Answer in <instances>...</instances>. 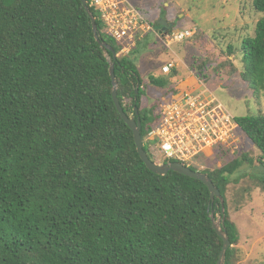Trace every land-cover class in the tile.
<instances>
[{"label":"trees","instance_id":"16d2710c","mask_svg":"<svg viewBox=\"0 0 264 264\" xmlns=\"http://www.w3.org/2000/svg\"><path fill=\"white\" fill-rule=\"evenodd\" d=\"M165 2L138 8L156 30L160 18L173 24L168 32L190 28L174 25L186 16L174 21L173 6ZM251 6L263 15L253 35L241 39L239 77L258 100L264 90V0H251ZM89 8L99 39L117 54L118 46ZM195 28V42L210 44L208 34ZM149 38L113 58L95 40L80 0H0V264H215L222 240L211 211L222 216L229 240L224 264H235L239 232L228 212V185L230 175L252 159L233 152L220 166L200 170L223 197L221 213L219 199H211L200 180L147 169L112 101L110 61L119 102L128 116L138 108L144 139L158 120L161 101L141 102L135 59L153 44ZM207 45L197 47L201 56ZM220 60V75L202 72L209 66L202 58L193 72L206 81L227 79L236 67L227 57ZM171 77L172 72L150 73L147 82L165 97L184 88ZM234 121L259 151L256 161L264 171V114ZM228 154L218 148L215 157ZM249 178L264 189V174Z\"/></svg>","mask_w":264,"mask_h":264},{"label":"rangeland","instance_id":"374dc122","mask_svg":"<svg viewBox=\"0 0 264 264\" xmlns=\"http://www.w3.org/2000/svg\"><path fill=\"white\" fill-rule=\"evenodd\" d=\"M129 1L133 5L144 7L145 2L154 0ZM166 1V5L171 4L173 6L174 21L178 20L179 14H181L179 18L188 17L174 23L175 26L197 27L202 31H207L210 44L207 45L204 41L196 43V37L193 35L184 43L175 42L171 44V49L163 50L159 40L153 38L154 36L150 34L148 42L151 41L153 44L140 49L135 59L137 72L142 80V104L153 106L158 98L164 97H161L162 92L156 86L147 82V75L150 73L164 75L161 72V66L167 61L177 58L182 60V63L176 68L177 78L184 88H192L199 86L198 78L193 69L196 67L195 64L201 61V58L204 59L205 63L209 62L207 64L209 66L205 65L206 67L204 66L202 72L212 69L217 75H220V69H218V65L222 62L220 59L221 57L222 59L227 57L235 65L236 72L229 75L227 79L208 76V79L210 78L206 81L208 90L235 117L264 114V90L257 100L247 84L239 77V71L242 69L241 39L253 35L257 18L259 14L260 16L263 15L253 9L251 0ZM240 22L241 25L239 26ZM237 27H240L239 31L235 29ZM205 45L208 46L205 52L206 56H201L197 51V47L204 48ZM228 46H231V53H228ZM215 67H217V70ZM235 135L237 139L230 146L228 155H223L221 158L215 157V150L212 154L209 153L207 156L201 155V157L195 158L190 163V167L195 168L199 164L202 166H197L199 171L204 168L218 167L232 158V149L236 152V156L245 154L252 159L251 163L245 161L237 171L230 175L231 182L228 185L227 192L228 212L239 232L238 258L235 264H264V189L256 186V182L249 178L254 174H264V171L256 161L259 154L257 148L240 129H237ZM222 149L228 150L224 147ZM150 156L155 161L160 160L157 155L150 154Z\"/></svg>","mask_w":264,"mask_h":264},{"label":"built area","instance_id":"2783aa9c","mask_svg":"<svg viewBox=\"0 0 264 264\" xmlns=\"http://www.w3.org/2000/svg\"><path fill=\"white\" fill-rule=\"evenodd\" d=\"M87 3L95 10L104 33L118 46V55H126L147 34L171 49L172 43L184 42L196 30L195 27L175 28L169 32L156 30L129 0H87ZM181 63L178 58L171 59L161 66V72H172L170 81L176 82V68ZM198 82L197 87H185L161 98L158 120L142 139L150 154L160 157L156 162L178 161L190 168L195 158L212 154L218 148L230 150L235 143L239 127L234 116L208 90L206 80L198 78Z\"/></svg>","mask_w":264,"mask_h":264},{"label":"water","instance_id":"95a60500","mask_svg":"<svg viewBox=\"0 0 264 264\" xmlns=\"http://www.w3.org/2000/svg\"><path fill=\"white\" fill-rule=\"evenodd\" d=\"M80 1H81V4H82L85 12L89 16L95 40L99 43L100 47L104 51H110L113 55V58H116L117 55L115 53L114 48L110 44H108L104 41H101L99 39V35L97 32L96 20H95L96 18L93 15V13L91 12L89 5L87 3V0H80ZM159 23L161 25V28H160L161 32L167 30L168 28L172 27V25H173L172 23H168L163 18L159 19ZM108 70H109V76H110V80H111V84H112V91H111L112 101H113L114 106H115L117 112L119 113L121 119L131 129L132 134H133V140H134L136 151H137L140 159L142 160V162L147 167V169H149L150 171H152L153 173H156L158 175H165V174H167L168 171H175V172L181 173L183 175H186L188 177L200 180L208 188L209 193H210V198L211 199H214V198L219 199L220 211H221V213H224L223 197L221 196L218 188L213 184V182L211 181V179L208 177L207 174H205L201 171H198V170H192L189 167L183 165L182 163H180L178 161L159 163V162L153 161L152 159L149 158L148 154L146 153V151L143 147V141H142V137L140 134V126L141 125H140V119L137 116L138 115V108L136 106L133 107L135 115H129V116L126 115V113L124 112L122 105L120 104L119 99L117 97V82L115 80L114 63L112 61L109 62V69ZM175 73L176 72L174 71V74ZM137 92H138V86L136 85L135 90H134V96L135 97H136ZM210 219H211L212 227L214 228L215 232L217 233V235L222 240V246H221V249H220V252L218 254V258H217L215 264H224L225 251H226L227 247L229 246V240H228L226 232L221 227V224L223 222V218H222V216L219 217L218 215L214 216L213 212L211 211L210 212Z\"/></svg>","mask_w":264,"mask_h":264},{"label":"crops","instance_id":"0c3cea01","mask_svg":"<svg viewBox=\"0 0 264 264\" xmlns=\"http://www.w3.org/2000/svg\"><path fill=\"white\" fill-rule=\"evenodd\" d=\"M181 14H179V16H180ZM188 17L186 16V19H187ZM239 26L241 25V22L238 24ZM237 31H239V29H240V27H237V28H235ZM206 33H207V31H205Z\"/></svg>","mask_w":264,"mask_h":264}]
</instances>
